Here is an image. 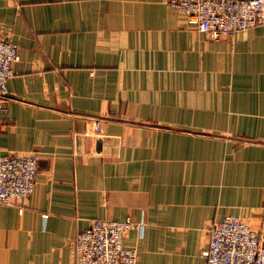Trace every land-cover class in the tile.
Listing matches in <instances>:
<instances>
[{
  "label": "crops",
  "instance_id": "crops-1",
  "mask_svg": "<svg viewBox=\"0 0 264 264\" xmlns=\"http://www.w3.org/2000/svg\"><path fill=\"white\" fill-rule=\"evenodd\" d=\"M0 38L20 48L0 158H38L32 196L0 205V264H73L96 220L134 223L137 264H206L228 216L264 241V27L213 40L164 0H0Z\"/></svg>",
  "mask_w": 264,
  "mask_h": 264
},
{
  "label": "built area",
  "instance_id": "built-area-1",
  "mask_svg": "<svg viewBox=\"0 0 264 264\" xmlns=\"http://www.w3.org/2000/svg\"><path fill=\"white\" fill-rule=\"evenodd\" d=\"M170 8L188 17L189 23L213 40L264 26V0H164ZM20 48L0 38V107L7 104V85L14 76ZM99 131V123L96 129ZM38 179V158H0V205L24 204L33 194ZM134 223L96 220L74 242L73 264H137L139 253L126 245ZM204 250L206 264H264V241L238 216H228L209 228Z\"/></svg>",
  "mask_w": 264,
  "mask_h": 264
},
{
  "label": "rangeland",
  "instance_id": "rangeland-1",
  "mask_svg": "<svg viewBox=\"0 0 264 264\" xmlns=\"http://www.w3.org/2000/svg\"><path fill=\"white\" fill-rule=\"evenodd\" d=\"M262 27H264V26H262Z\"/></svg>",
  "mask_w": 264,
  "mask_h": 264
}]
</instances>
